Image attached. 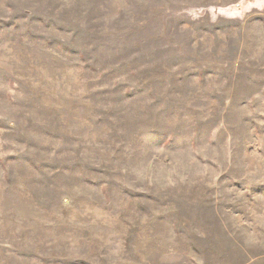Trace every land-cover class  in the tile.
<instances>
[{"label": "rangeland", "instance_id": "1", "mask_svg": "<svg viewBox=\"0 0 264 264\" xmlns=\"http://www.w3.org/2000/svg\"><path fill=\"white\" fill-rule=\"evenodd\" d=\"M0 264H264V0H0Z\"/></svg>", "mask_w": 264, "mask_h": 264}]
</instances>
